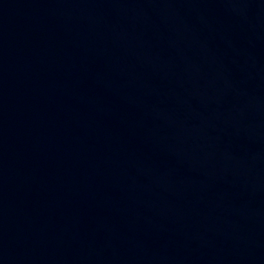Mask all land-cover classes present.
I'll return each mask as SVG.
<instances>
[{"label":"water","instance_id":"95a60500","mask_svg":"<svg viewBox=\"0 0 264 264\" xmlns=\"http://www.w3.org/2000/svg\"><path fill=\"white\" fill-rule=\"evenodd\" d=\"M0 264H264V0H0Z\"/></svg>","mask_w":264,"mask_h":264}]
</instances>
